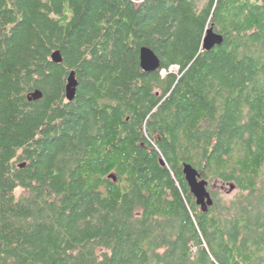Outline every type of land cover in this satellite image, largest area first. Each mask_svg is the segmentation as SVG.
<instances>
[{
	"label": "trees",
	"instance_id": "16d2710c",
	"mask_svg": "<svg viewBox=\"0 0 264 264\" xmlns=\"http://www.w3.org/2000/svg\"><path fill=\"white\" fill-rule=\"evenodd\" d=\"M0 264H264V0H0Z\"/></svg>",
	"mask_w": 264,
	"mask_h": 264
},
{
	"label": "water",
	"instance_id": "95a60500",
	"mask_svg": "<svg viewBox=\"0 0 264 264\" xmlns=\"http://www.w3.org/2000/svg\"><path fill=\"white\" fill-rule=\"evenodd\" d=\"M224 42V37L218 33H216L213 29H210L207 32L206 37L204 38L203 47L206 51L210 52L214 48L221 46ZM52 61L56 64L63 63V57L60 51H56L52 55ZM140 63L141 68L144 72H156L161 67L160 58L157 54L146 46L141 48L140 51ZM79 82L76 77V72L72 71L69 74L67 85H66V98L69 102H72L76 99L77 90H78ZM43 97L42 92L39 90L33 92L29 95L28 99L30 101H38ZM163 165H166L164 161H162ZM26 165L22 164L21 167L24 168ZM183 173L185 175V179L189 185L192 195L196 200V204L201 208L202 212L208 213L209 209L214 205V198L212 193L209 190V182L202 178L201 174L196 170L192 165L185 163L183 167ZM109 178L117 181V177L115 175L109 176ZM231 189L234 190L235 187L231 186Z\"/></svg>",
	"mask_w": 264,
	"mask_h": 264
},
{
	"label": "rangeland",
	"instance_id": "374dc122",
	"mask_svg": "<svg viewBox=\"0 0 264 264\" xmlns=\"http://www.w3.org/2000/svg\"><path fill=\"white\" fill-rule=\"evenodd\" d=\"M211 190H217L219 192L222 193V195H227V196H233L235 194V190H232L231 187H220V186H217V185H213L210 187Z\"/></svg>",
	"mask_w": 264,
	"mask_h": 264
}]
</instances>
